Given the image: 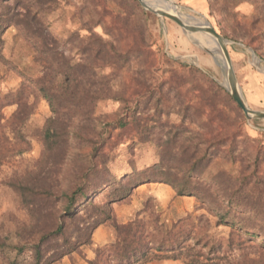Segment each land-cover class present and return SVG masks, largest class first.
<instances>
[{
    "label": "rangeland",
    "instance_id": "1",
    "mask_svg": "<svg viewBox=\"0 0 264 264\" xmlns=\"http://www.w3.org/2000/svg\"><path fill=\"white\" fill-rule=\"evenodd\" d=\"M146 1L171 12L175 4L176 15L189 23L208 21L229 42L246 105L264 111V0ZM36 12L42 35L74 63L91 60L86 52L97 46L89 40L90 31L104 38L109 52L113 46L123 56L116 65L105 55L93 63L90 85L97 95L84 103L87 108L78 117L64 111L63 131L70 134L62 136L57 153L43 164L40 138L52 112L45 100L30 93L27 80L40 77L45 64L36 62L32 45L14 25L20 15L32 19ZM211 48L219 46L209 36L185 33L171 20L147 12L138 0H0V151L5 145L9 149L0 167V264H35L31 244L38 237H33L32 220L9 182L28 181L37 170L48 172L40 186L55 195L37 199L42 218L60 214L62 191L69 193L82 183L96 206L112 205L119 225L141 213L149 221L154 212L167 227L189 214L196 224L205 215L214 225V218L197 209L196 198L177 196L183 186L214 180L237 185L241 173L252 170L254 163L264 177V121L246 118L214 61L223 66L220 52ZM21 104L27 106L23 113L30 115L18 126L20 138L15 140L10 126ZM236 132L243 137L234 139ZM4 133L11 145L2 138ZM226 137V146L218 145ZM231 142L236 147L233 156ZM95 149L100 150L98 158H92ZM206 151L209 167L190 177L189 155ZM80 216L66 222L72 239L83 224L95 220L88 207ZM211 232L228 239L230 230ZM117 240L116 229L102 225L90 244L53 264H90L98 248ZM251 246L247 259L264 264V250L257 243ZM66 249L64 240L55 238L44 250L57 259ZM239 255L235 252L232 262L224 264H251Z\"/></svg>",
    "mask_w": 264,
    "mask_h": 264
},
{
    "label": "trees",
    "instance_id": "2",
    "mask_svg": "<svg viewBox=\"0 0 264 264\" xmlns=\"http://www.w3.org/2000/svg\"><path fill=\"white\" fill-rule=\"evenodd\" d=\"M38 15L39 12H36V16L32 19L20 15L14 25L32 45L36 62L45 64L40 77L27 80L30 93L45 100L52 112V117L48 120L40 138L44 148L40 163L43 164L44 160L48 163L57 153L62 145V136L67 137L70 134H64L63 131L66 126L61 120L62 116H65L64 111L71 113L72 118L78 117L81 111L87 108L84 103L97 95L90 85L91 78L95 76L89 71L93 63L105 55L104 58H112L113 65H116L118 63L116 61L121 60L123 56L113 46H110L111 52H109L107 49L109 44L104 38L90 31L89 40L97 48L87 50L86 53L92 56L88 63L86 61L74 63L42 35L41 22L37 21ZM24 106L27 108L26 104L19 105L11 122L10 130L15 140L20 138L18 126H21L30 115V112L23 113ZM233 135L234 139L243 137L240 132ZM74 137L76 138L77 135L74 134ZM2 138L11 145L5 133ZM225 139L228 138H221L218 145L226 146L228 141ZM231 144L230 155L233 156L236 147L233 142ZM99 151L95 149L92 158H98ZM208 153L209 151L205 154L189 155L187 165L190 177L193 173L202 175L206 171L209 167ZM8 154L9 149L5 145L0 151V167L8 158ZM255 154L257 156L259 152ZM253 166L252 170L248 167L241 173L237 185L218 184L217 180L212 183L196 181L176 191L178 197L196 198L197 209L206 211L214 218V225L205 215L200 216L199 224H196L189 214L167 227L161 222L160 215L154 212L151 213L149 221L141 218L143 214L141 213L134 221L119 225L112 205L96 206L89 196V187L82 183L76 185L69 193L62 191V195L59 196L62 207L60 214L42 218L37 209V199L47 200L55 197L51 190L40 186L44 182L42 177L48 172H44V169L37 170L29 174L28 181L25 178H23L24 182L12 179L9 186L20 197L23 208L32 220L36 233L33 237H38L32 240L31 244L35 264H53L61 258L78 253L81 248L91 243L95 231L105 224H111L116 229L118 240L110 246L98 248L96 258L90 264H149L162 261H180L183 264H224V262H232L235 252L238 251L239 260L253 264L254 261L249 257L247 259L252 243H257L264 250V217L262 216L264 177L260 176L257 163ZM257 194L260 196L255 197ZM87 207L94 212L95 220L83 224L84 228L80 230L78 236L75 239L70 238L66 222L80 220L81 211ZM254 211L260 214H254ZM221 227L230 230L228 239L217 238L211 232L212 228ZM55 238L64 240L67 246L57 259L45 254L44 250L45 245ZM15 249L22 251L21 246H15Z\"/></svg>",
    "mask_w": 264,
    "mask_h": 264
},
{
    "label": "water",
    "instance_id": "3",
    "mask_svg": "<svg viewBox=\"0 0 264 264\" xmlns=\"http://www.w3.org/2000/svg\"><path fill=\"white\" fill-rule=\"evenodd\" d=\"M141 6L150 14L158 16L159 18L169 19L174 22L177 26H179L185 33L188 34H204L209 36L213 40L217 42V44L222 49V54L224 55V62L223 66L214 58V61L217 66L221 67L226 76V83H227V91L235 100L236 104L242 110L246 118L250 121H264V111L261 110H253L249 108L241 93L239 83L237 80V76L233 67L230 51L228 44L229 42L219 33L217 32L214 27L206 21V23L199 24V23H192L183 21L177 15L173 14L169 9L166 7H162L160 10L156 9L152 5H150L146 0H138ZM207 51V50H206ZM210 53V51H207Z\"/></svg>",
    "mask_w": 264,
    "mask_h": 264
},
{
    "label": "bare ground",
    "instance_id": "4",
    "mask_svg": "<svg viewBox=\"0 0 264 264\" xmlns=\"http://www.w3.org/2000/svg\"><path fill=\"white\" fill-rule=\"evenodd\" d=\"M171 10L173 11L172 13L173 14H175L176 15V12L179 10V8L175 5V4H173L172 5V7H171ZM175 11V12H174ZM196 38L198 39V37L196 36ZM198 41L201 43V44H203L199 39H198ZM203 45H205V44H203ZM219 46V45H218ZM208 48V47H207ZM211 49H214L215 50V53H216V51H218V52H220L218 55V57H219V60H222L223 62H224V55L222 54V49L220 48V46H219V48H211Z\"/></svg>",
    "mask_w": 264,
    "mask_h": 264
},
{
    "label": "crops",
    "instance_id": "5",
    "mask_svg": "<svg viewBox=\"0 0 264 264\" xmlns=\"http://www.w3.org/2000/svg\"><path fill=\"white\" fill-rule=\"evenodd\" d=\"M149 264H181L179 261H162V262H151Z\"/></svg>",
    "mask_w": 264,
    "mask_h": 264
}]
</instances>
